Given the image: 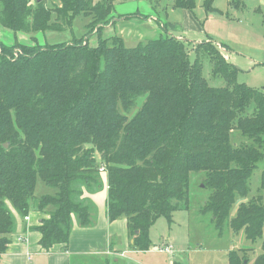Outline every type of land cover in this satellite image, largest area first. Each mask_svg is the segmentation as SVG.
I'll return each mask as SVG.
<instances>
[{
  "label": "trees",
  "instance_id": "obj_1",
  "mask_svg": "<svg viewBox=\"0 0 264 264\" xmlns=\"http://www.w3.org/2000/svg\"><path fill=\"white\" fill-rule=\"evenodd\" d=\"M51 1L0 0V26L14 33H44L54 16L65 26L93 19L85 38L70 43L0 40V264L16 231L9 205L23 217L32 207L49 214L37 228L40 246L67 249L75 219L95 224L97 208L83 195L103 189L101 169L108 219L127 220L135 249L153 247L159 219L172 224L175 212L189 210L191 174L203 172L211 194L200 213L212 215L222 236L236 207L230 228L252 243L230 252L228 263L264 264V170L253 179L264 163V91L238 83L241 70L226 61L224 44L226 51L163 34L129 47L106 29L142 14L116 11L117 0ZM175 6L192 11L195 1ZM206 55L226 86L204 77ZM235 132L249 142L238 144ZM39 180L53 195L37 197ZM257 244L261 254L250 263Z\"/></svg>",
  "mask_w": 264,
  "mask_h": 264
},
{
  "label": "rangeland",
  "instance_id": "obj_2",
  "mask_svg": "<svg viewBox=\"0 0 264 264\" xmlns=\"http://www.w3.org/2000/svg\"><path fill=\"white\" fill-rule=\"evenodd\" d=\"M194 1L195 8L191 11L177 8L175 0H117L116 11L139 13L144 17L121 20L114 28L108 27L106 34L119 36V39L129 47L156 39L163 34L182 37L180 39H185L190 44L212 41L220 43L218 44L220 48H223L220 45L224 44L228 47L226 61L235 64L241 70L238 83H245L264 91V0H234L235 5H240L243 10L239 7L233 9L231 6L233 0ZM48 4L51 5L52 1L48 0ZM149 16H157L160 21L151 20ZM52 20L53 26L38 34L14 33L0 26L3 32L0 40L7 44L26 45H33L32 39L35 38L41 44L70 43L85 38L93 21L92 17L85 15L77 16L70 26L63 25V20L56 16ZM162 22L167 24V33L162 29L164 25ZM58 26L62 29H58ZM223 50L226 51L225 48ZM190 54L191 60L194 61L195 54L193 52ZM203 60L204 77L210 86H226L222 78L213 75L212 63L207 55ZM141 106V102H138L136 110ZM232 139L238 144L243 141L249 142L246 138L243 140L238 132L233 134ZM263 170L264 163H260L253 177L255 185L260 181ZM204 175L203 172L191 174L189 210L175 212L172 224L161 218L151 228L153 249L162 248L167 244L172 246V254L152 250L154 252L145 255L146 258L134 264H229L230 252L252 245L246 240L244 232L235 233L230 228V219L236 214V207L232 209L231 216L225 223L222 236L218 235L212 223V215L200 213V209L211 194V191L203 186ZM37 185L36 195L53 194V190L47 189L42 181L39 180ZM43 188L48 192L45 193ZM83 199L86 200V197ZM9 208L14 215L16 210L10 205ZM259 254H261L259 244L248 250L250 263Z\"/></svg>",
  "mask_w": 264,
  "mask_h": 264
},
{
  "label": "crops",
  "instance_id": "obj_3",
  "mask_svg": "<svg viewBox=\"0 0 264 264\" xmlns=\"http://www.w3.org/2000/svg\"><path fill=\"white\" fill-rule=\"evenodd\" d=\"M152 19L160 20L157 16H153ZM2 33L0 30V35ZM180 38L182 37L178 39ZM104 176L101 174L103 189L94 194L86 191L84 193L86 202H92L91 204L97 208L95 224L91 227H81L75 219L67 249L57 245L46 251L40 246L41 234L37 228L44 219L49 218V214L32 207L26 217L20 216L17 212L14 214L16 231L1 264H134L146 258L145 255L158 251V247L154 249L152 247L148 251L135 249L126 219L109 221L108 187ZM43 191L48 192L44 188Z\"/></svg>",
  "mask_w": 264,
  "mask_h": 264
},
{
  "label": "clouds",
  "instance_id": "obj_4",
  "mask_svg": "<svg viewBox=\"0 0 264 264\" xmlns=\"http://www.w3.org/2000/svg\"><path fill=\"white\" fill-rule=\"evenodd\" d=\"M168 247H172V246L165 244L162 248H158V251H165V252H167L169 254H172L171 250L170 251L166 250V248H168Z\"/></svg>",
  "mask_w": 264,
  "mask_h": 264
},
{
  "label": "built area",
  "instance_id": "obj_5",
  "mask_svg": "<svg viewBox=\"0 0 264 264\" xmlns=\"http://www.w3.org/2000/svg\"><path fill=\"white\" fill-rule=\"evenodd\" d=\"M100 172L103 173V170L101 169ZM26 219H27V218H26ZM166 250H167V251H170V250H171V247L166 248Z\"/></svg>",
  "mask_w": 264,
  "mask_h": 264
}]
</instances>
